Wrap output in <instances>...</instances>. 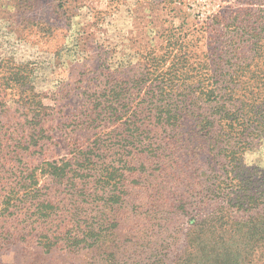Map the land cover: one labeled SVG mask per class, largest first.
Wrapping results in <instances>:
<instances>
[{
  "label": "rangeland",
  "instance_id": "374dc122",
  "mask_svg": "<svg viewBox=\"0 0 264 264\" xmlns=\"http://www.w3.org/2000/svg\"><path fill=\"white\" fill-rule=\"evenodd\" d=\"M167 46L191 52L195 78L187 82L207 85L216 70L218 99L232 93L243 105L249 118L231 143L240 138V162L205 142L195 151L184 146L175 162L165 156L153 166V188H134L114 217L105 208L109 254L23 245L0 250V264H264V0H0V121L42 136L16 165L35 169L44 189L45 162L71 160L114 131L121 140L123 120L99 117L92 96L119 77L136 106L148 89L139 93L134 80L146 72L149 87L168 70L173 55L162 67L148 55ZM194 120L182 122L191 135ZM241 174L251 180L247 192L237 187ZM55 206L58 221L82 228L97 215L85 203L77 210L59 198ZM250 240L259 241L254 251Z\"/></svg>",
  "mask_w": 264,
  "mask_h": 264
},
{
  "label": "trees",
  "instance_id": "16d2710c",
  "mask_svg": "<svg viewBox=\"0 0 264 264\" xmlns=\"http://www.w3.org/2000/svg\"><path fill=\"white\" fill-rule=\"evenodd\" d=\"M186 48L182 46L177 54H172L175 49L171 51L167 46L164 55L156 50L148 54L156 66L173 55L172 65L152 79L149 87L146 72L134 80L139 93L148 89L144 96H139L136 106L131 105L132 92L119 77L107 84L103 96L95 99L92 96V110L103 120H123L118 130L123 129L128 134L117 141L119 138L113 137L117 131H114L108 134V139L79 148L71 160L45 162L42 172L50 179L45 191L38 187L35 169L16 165L25 156L23 149L28 150L31 144L40 146V131L34 128L21 132L16 127L13 132L0 121V250L24 245L25 248L37 246L49 253L64 248L69 252L96 250L109 254L108 250L115 245H107L104 233L107 220L116 215L117 207L122 206L134 188L154 187L156 175L151 170H155V165H162V158L167 157L166 163L175 162L176 150L186 146L195 151L205 142L214 151L218 149L221 154L232 155L230 163L240 162L243 153L239 148L240 138L235 145L231 143L233 134L243 127L240 123L244 124L249 118L246 110L234 100L232 93L226 94L232 92L230 86L225 89L226 96L218 99L221 85L215 81L216 70L213 71L215 76H211L214 82L207 85L186 81L195 78L189 74L191 66L187 55L191 52ZM206 102H216L217 107ZM190 117L195 119L193 135L183 130V120ZM189 137L195 139L191 141ZM129 146L136 155L128 152ZM249 185L250 178L243 174L238 176L240 191L247 192ZM58 197L77 210L83 203L88 204L91 214L97 215L88 218L92 221H87L85 228L58 221L60 214L55 206ZM108 207L112 208L110 218L104 212ZM70 215L78 220V215ZM250 242L253 247H248L254 251L259 241ZM191 243L188 242L189 248H192ZM188 252L191 259L194 252ZM111 257L114 259L115 255Z\"/></svg>",
  "mask_w": 264,
  "mask_h": 264
}]
</instances>
